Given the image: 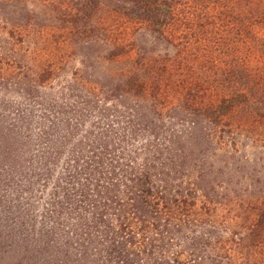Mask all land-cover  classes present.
Segmentation results:
<instances>
[{
  "label": "trees",
  "instance_id": "trees-1",
  "mask_svg": "<svg viewBox=\"0 0 264 264\" xmlns=\"http://www.w3.org/2000/svg\"><path fill=\"white\" fill-rule=\"evenodd\" d=\"M120 1L166 37L192 3ZM245 1L251 25L235 43L228 91L203 88L191 58L174 72L181 58L161 59L150 40L120 39L102 66L82 59L74 70L60 55L0 54V264H261L251 245L264 244V201L238 236L242 214L219 208L229 146L212 148L264 121V72L252 59L264 53V0ZM119 56L130 66L110 69Z\"/></svg>",
  "mask_w": 264,
  "mask_h": 264
},
{
  "label": "rangeland",
  "instance_id": "rangeland-1",
  "mask_svg": "<svg viewBox=\"0 0 264 264\" xmlns=\"http://www.w3.org/2000/svg\"><path fill=\"white\" fill-rule=\"evenodd\" d=\"M191 1L193 4L187 1V6L181 8L185 14L174 20L167 39L166 35H152L145 24L126 16L120 10V0H96L94 3L86 0H0V42H11L9 49H0V54L10 58L18 54L28 59L37 55H60L64 58V69L74 70L82 59H88L90 65L96 62L102 66L98 64L100 58L107 56L108 50L118 45L120 39L130 42V48L134 47L133 38L138 42L150 40L148 47L161 59H170L173 64V58H181L182 63L178 61L176 66L173 65L174 72L183 71L186 57L191 58L189 66L192 68L196 60L193 74L204 78L201 79L203 88L211 85L213 92L218 88L228 91L236 80L229 71L230 62L238 56L233 53L234 46L238 38H243L241 33L245 28L251 25L250 8L245 0L239 3L227 0V5H221L218 0ZM252 28L247 31L250 35ZM262 30L263 26H256V32ZM169 39L175 40L174 44ZM261 46L264 51V39ZM134 51L136 53L137 49ZM252 59L264 72V53L256 54ZM130 62L129 57L120 61L119 56L108 67L120 70L128 68ZM255 70H246L244 82L251 71L256 73ZM238 83L245 88L241 81ZM232 120L237 124L236 118ZM236 130L243 133L220 139L212 148L224 152L229 146L230 151L222 153L224 157L221 156L217 168V182L221 183L219 198L224 200L219 208L220 212L225 210L227 217L242 214L238 225L232 226L239 236L254 218L255 209L264 201V121L248 123V127L241 126ZM227 160L230 167L224 168ZM256 242V239L252 240V254L257 253L258 262L261 260L264 264V244L257 245Z\"/></svg>",
  "mask_w": 264,
  "mask_h": 264
}]
</instances>
